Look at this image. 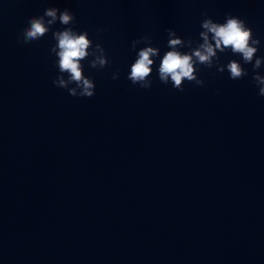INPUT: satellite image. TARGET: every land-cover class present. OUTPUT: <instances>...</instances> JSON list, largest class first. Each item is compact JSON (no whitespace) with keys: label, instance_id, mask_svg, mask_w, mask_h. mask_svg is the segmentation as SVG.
<instances>
[{"label":"clouds","instance_id":"9594fccd","mask_svg":"<svg viewBox=\"0 0 264 264\" xmlns=\"http://www.w3.org/2000/svg\"><path fill=\"white\" fill-rule=\"evenodd\" d=\"M201 21L202 31L199 33L200 41L194 42L191 38L184 39L177 35L174 29H166L167 48L163 56L159 47L152 46L151 38L143 36L131 42V49L136 51V59L130 66L127 79L141 89H150L155 58H160L157 76L161 83L167 85L171 82L174 89L184 91V83H195L204 86V80L198 76L199 66L206 68L216 67L218 72L225 70L233 81L248 76L244 64H251L253 69L252 81L258 87V95L264 97V75L259 69L264 67V56H258L261 41L255 37L253 30L245 20L231 13L225 15L223 23L214 22L207 16ZM59 22L64 26L60 30L52 31V27ZM75 14L65 8L60 10L49 7L43 15L33 16L28 20V26L23 28L17 37L18 43L28 44L44 38L51 31L52 39L56 43L51 47L50 53L57 59L55 67L58 75L52 81L53 85L66 89L73 97L91 98L95 94V83L90 76L84 74L83 61L87 60L92 69L102 70L110 65L104 47L100 43H93L88 32L76 31L74 24ZM100 31V30H98ZM195 43V47L193 44ZM145 44L139 48L137 46ZM187 48L188 51H182ZM230 52L240 56L243 64L238 60H230L226 65L220 63V55ZM91 57V59H89ZM119 78V69L111 74L112 80ZM71 85H75L72 87Z\"/></svg>","mask_w":264,"mask_h":264}]
</instances>
